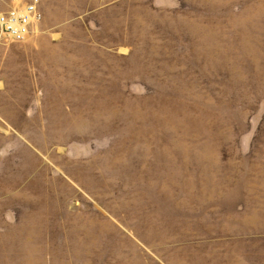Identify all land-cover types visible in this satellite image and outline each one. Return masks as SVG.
<instances>
[{
  "label": "rangeland",
  "instance_id": "rangeland-1",
  "mask_svg": "<svg viewBox=\"0 0 264 264\" xmlns=\"http://www.w3.org/2000/svg\"><path fill=\"white\" fill-rule=\"evenodd\" d=\"M39 2L0 33V264H264V0Z\"/></svg>",
  "mask_w": 264,
  "mask_h": 264
},
{
  "label": "built area",
  "instance_id": "built-area-1",
  "mask_svg": "<svg viewBox=\"0 0 264 264\" xmlns=\"http://www.w3.org/2000/svg\"><path fill=\"white\" fill-rule=\"evenodd\" d=\"M40 0L22 1L0 12V33L13 42L25 41L41 18ZM23 3V4H21Z\"/></svg>",
  "mask_w": 264,
  "mask_h": 264
},
{
  "label": "bare ground",
  "instance_id": "bare-ground-1",
  "mask_svg": "<svg viewBox=\"0 0 264 264\" xmlns=\"http://www.w3.org/2000/svg\"><path fill=\"white\" fill-rule=\"evenodd\" d=\"M18 1V0H17Z\"/></svg>",
  "mask_w": 264,
  "mask_h": 264
}]
</instances>
